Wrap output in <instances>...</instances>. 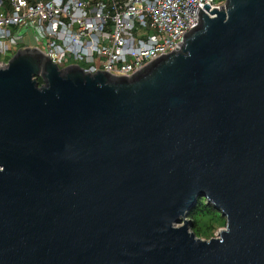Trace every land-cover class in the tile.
I'll return each instance as SVG.
<instances>
[{
    "label": "water",
    "instance_id": "obj_1",
    "mask_svg": "<svg viewBox=\"0 0 264 264\" xmlns=\"http://www.w3.org/2000/svg\"><path fill=\"white\" fill-rule=\"evenodd\" d=\"M203 9L130 78L0 67V264H264V0ZM199 198L219 238L192 232Z\"/></svg>",
    "mask_w": 264,
    "mask_h": 264
},
{
    "label": "built area",
    "instance_id": "obj_2",
    "mask_svg": "<svg viewBox=\"0 0 264 264\" xmlns=\"http://www.w3.org/2000/svg\"><path fill=\"white\" fill-rule=\"evenodd\" d=\"M206 4L225 9L219 0H0V67L37 49L61 70L130 78L178 51L201 14L214 17Z\"/></svg>",
    "mask_w": 264,
    "mask_h": 264
},
{
    "label": "rangeland",
    "instance_id": "obj_3",
    "mask_svg": "<svg viewBox=\"0 0 264 264\" xmlns=\"http://www.w3.org/2000/svg\"><path fill=\"white\" fill-rule=\"evenodd\" d=\"M222 3H226V0H219ZM28 43H32V39L28 37ZM3 60V58H0ZM226 229V219L223 215L218 217H205L199 220L196 229L193 230V233L197 238L210 241L211 239H216L220 237L222 231Z\"/></svg>",
    "mask_w": 264,
    "mask_h": 264
},
{
    "label": "trees",
    "instance_id": "obj_4",
    "mask_svg": "<svg viewBox=\"0 0 264 264\" xmlns=\"http://www.w3.org/2000/svg\"><path fill=\"white\" fill-rule=\"evenodd\" d=\"M39 84L40 86L43 84V81L41 78H39ZM222 215V213L214 208L212 204L209 203V201L206 198H199L194 205V207L189 211L188 214V220L191 221V229H196V226L199 223V220L205 217H218L219 215Z\"/></svg>",
    "mask_w": 264,
    "mask_h": 264
}]
</instances>
